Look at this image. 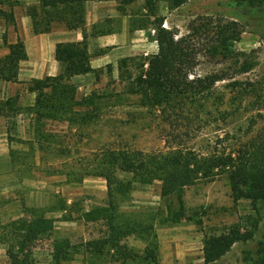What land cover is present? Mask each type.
Returning a JSON list of instances; mask_svg holds the SVG:
<instances>
[{"label":"rangeland","instance_id":"1","mask_svg":"<svg viewBox=\"0 0 264 264\" xmlns=\"http://www.w3.org/2000/svg\"><path fill=\"white\" fill-rule=\"evenodd\" d=\"M37 1L10 0L12 8L6 9L13 13L14 24L7 26L0 20V33L4 26L10 33L21 30L28 9L36 7ZM142 4L141 0L124 11L116 8L131 13ZM158 14L165 18L164 26L179 35H186L201 18L236 22L242 32L231 54L224 59L203 52L189 77L224 73L225 80L203 95L180 97L163 111L147 109L139 105L138 95L126 92L127 80L120 79L117 62L109 65L110 72L105 66L66 83L74 90L76 102L94 97V105L75 106L57 120H39L33 114L35 94L27 91L26 84L0 81V101L15 102V112L14 107L8 111L12 171H0V226L24 217L26 209H43L46 217L56 220L54 231L29 248L37 264H53L52 241L61 238H68L71 248L67 260L57 264H121L113 250L96 254L85 246L105 232L102 224L65 223L62 213L49 211L62 202H77L85 209L105 205L103 170L115 179L133 182V191L118 200L117 209L120 222L134 228L119 239L120 248L133 256L126 264H204V234H220L232 225L249 239L235 243L213 264H264V204L256 210L247 200L233 199L224 177L187 188L184 205L193 219L171 224L165 222L169 202L160 198L158 181L139 183L138 177L109 164L111 156L119 154L147 158L179 151L228 152L264 128V0H190L173 11L159 0ZM150 36L143 41L152 40ZM132 64L122 70L123 79L136 74ZM245 65L251 69L242 73ZM8 181L12 186L15 181L16 187L9 188ZM147 250L155 253V263L145 259ZM0 264H9L1 245Z\"/></svg>","mask_w":264,"mask_h":264},{"label":"trees","instance_id":"2","mask_svg":"<svg viewBox=\"0 0 264 264\" xmlns=\"http://www.w3.org/2000/svg\"><path fill=\"white\" fill-rule=\"evenodd\" d=\"M114 1L123 11L127 6L141 0H38L36 7L29 8L27 16L31 18L34 34H46L55 24L67 30H80L83 41L80 43H60L56 45L54 59L60 65L59 73L54 77L32 79L27 82V91L35 94L32 106L36 117L46 120L61 119L75 106L94 105V97L76 102L74 90L67 84L73 77L97 73L92 69L87 52L85 33V4L87 2ZM141 7L130 13L129 31L143 30L157 44V53L146 57L137 56L118 61V74L122 81L127 80L126 92L138 95L139 105L143 108L172 107L173 101L187 95H203L214 85L225 80V74H210L192 77L198 64V56L203 52L211 58H227L231 47L238 42L242 30L236 22H216L201 18L198 23L189 26L186 35H179L177 30L164 26L165 18L158 14L159 0H142ZM166 9L176 10L190 0H162ZM6 8H12L10 0H0V20L6 25L14 24V15ZM149 31V32H148ZM100 33H103L100 32ZM96 35V33H91ZM205 42L203 46L199 42ZM8 54L0 59V81L16 83L19 63L27 59L22 41L7 44ZM100 50L98 56L106 53ZM133 63V64H132ZM128 64L134 66L136 74L122 75ZM107 72L111 67L106 66ZM251 65L241 68L242 73L250 71ZM121 71V72H120ZM126 73V72H125ZM14 100L0 101V117L7 120L9 110H13ZM15 112V107L14 110ZM109 164L117 171L138 177L137 181L150 184L160 183V198L169 202L166 208L165 222L178 224L183 220L193 219L187 216L184 194L187 188L198 183H210L219 177L227 180L231 197L249 201L256 210L258 204H264V128L258 130L248 140L238 142L234 150L195 153L192 151L175 152L166 155L157 154L143 158L140 154L112 155ZM111 172L103 170L101 176L106 181L107 200L105 205L92 206L88 209L77 202L67 206L64 202L49 211L62 212L61 220L78 221L82 224H102L105 232L99 238L86 242L88 250L102 254L105 248L113 250L121 264H126L133 256L130 251L120 248L119 239L124 232L134 228L127 222H120L117 215L118 200L127 199L133 191V182L115 179ZM43 209H26L25 216L0 226V245L5 247L9 264H37L30 258L29 248L37 239L50 235L54 230L55 220L45 217ZM202 224L200 220H196ZM236 225L225 228L220 234H204L203 261L213 264L223 257L231 247L240 241L248 240ZM71 243L68 238L54 239L51 259L53 264L64 262L68 258ZM145 259L153 263L156 256L153 250ZM133 259V258H132ZM125 261V262H124Z\"/></svg>","mask_w":264,"mask_h":264},{"label":"crops","instance_id":"3","mask_svg":"<svg viewBox=\"0 0 264 264\" xmlns=\"http://www.w3.org/2000/svg\"><path fill=\"white\" fill-rule=\"evenodd\" d=\"M116 7L117 4L114 1L87 2L85 4L87 52L92 56L89 59V65L92 69H102L107 65H114L125 58L147 55L149 53L150 55H154L157 53L156 42L153 39L144 42L143 39L149 37L143 30L130 32L129 23L132 19L130 13H120ZM23 20L21 30L17 31V33H10L6 26H4L0 33V59L8 54L7 44L22 41L25 47L27 59L19 63L17 82L11 83L15 86H25L32 79L56 76L60 71V65L54 59L56 45L60 43H80L83 41V35L80 30H67L58 24H55L49 33L34 34L31 18L25 16ZM102 31L103 33H100ZM93 32L96 35L91 36ZM150 35H152V32ZM100 50L107 51L104 54L94 56V53ZM6 121L5 118L0 117V165L4 164L5 166V168L0 167V171L2 169L6 173H11L12 162L9 154V143L7 142ZM10 182L8 181L9 188H15V181L13 186L9 184ZM1 186L2 176H0ZM59 212L62 213L61 211ZM55 223L56 220L54 222V229Z\"/></svg>","mask_w":264,"mask_h":264},{"label":"built area","instance_id":"4","mask_svg":"<svg viewBox=\"0 0 264 264\" xmlns=\"http://www.w3.org/2000/svg\"><path fill=\"white\" fill-rule=\"evenodd\" d=\"M163 27H165V26H163ZM152 33H153V31H152Z\"/></svg>","mask_w":264,"mask_h":264}]
</instances>
